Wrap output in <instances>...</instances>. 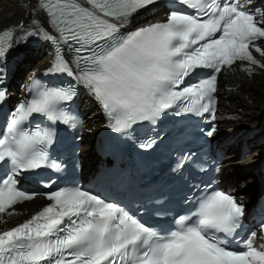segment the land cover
I'll use <instances>...</instances> for the list:
<instances>
[{"label": "snow or ice", "instance_id": "obj_1", "mask_svg": "<svg viewBox=\"0 0 264 264\" xmlns=\"http://www.w3.org/2000/svg\"><path fill=\"white\" fill-rule=\"evenodd\" d=\"M157 0H39L59 37L76 47L69 62L59 51L45 75H66L75 83L48 86L30 78V99L19 103L0 133V162L11 175L0 178V220L14 206L35 198L18 187L21 172L58 170L51 162V126H32L36 117L71 124L66 104L82 85L103 109L109 128L126 133L138 123L176 114L208 113L215 119L217 78L238 62L249 74L264 63V7L253 0H178L187 10L123 33L140 11ZM48 40L55 37L41 28ZM12 30H0V58L12 47ZM71 46V45H70ZM74 65V67H73ZM198 70L203 78L186 84ZM5 71L0 67V85ZM7 89L0 87V104ZM214 126L207 131L211 137ZM152 141L143 145L152 146ZM182 166V164L180 165ZM211 189V190H209ZM50 201L25 222L0 231V264H264V220L237 241L245 209L231 191L208 185L186 215L161 233L129 210L80 187L44 194Z\"/></svg>", "mask_w": 264, "mask_h": 264}, {"label": "bare ground", "instance_id": "obj_2", "mask_svg": "<svg viewBox=\"0 0 264 264\" xmlns=\"http://www.w3.org/2000/svg\"><path fill=\"white\" fill-rule=\"evenodd\" d=\"M138 14L132 18L137 22H139ZM161 14V11L157 14L145 13L143 17L151 16L145 23L154 21L155 15L160 17ZM5 28H11L15 31L13 62L9 78L12 90L9 85V97L12 100H17V98L21 99L19 95L26 93L29 79L45 69L52 60L53 51L48 45V39L39 31L41 28L47 30L52 29V27L37 0H0V30ZM227 79L239 83L240 87L236 91L228 93L230 103L224 106V112L234 114L250 125L257 124L264 115V72L252 79L246 78L241 73L229 75ZM79 103L83 112L92 116L84 129L83 153L87 167L88 162L93 159L91 144L94 141V135L99 136L106 126V121L98 103L87 91L80 96ZM234 127L233 124L229 125L227 130L232 131ZM260 150L261 147L256 146L249 157L242 162V165H248V162H259L260 156L257 154ZM229 158L226 167L240 163L238 159H235L234 154H231ZM241 175V171H236L233 172L232 176L240 181ZM245 179L249 183L251 182V178L246 177L243 180ZM248 182L242 180L238 182V188L243 190L242 194L246 195V198H249V195L244 193L245 185L243 184ZM41 206V198L18 206L15 208L16 214L3 216V219L0 220V229L23 221L38 211Z\"/></svg>", "mask_w": 264, "mask_h": 264}, {"label": "rangeland", "instance_id": "obj_3", "mask_svg": "<svg viewBox=\"0 0 264 264\" xmlns=\"http://www.w3.org/2000/svg\"><path fill=\"white\" fill-rule=\"evenodd\" d=\"M10 86H11V84H10ZM11 90H12V86H11ZM18 99V98H17ZM236 168V169H235ZM235 168H233V170H232V172L234 171V172H236V171H241L239 168H237V167H235ZM247 176H242V177H240V181L242 180V181H244V182H248V180L247 179H245V180H243L244 178H246ZM239 181V182H240ZM249 183V182H248ZM249 191H250V189H248L247 187H245V189H244V193H247L248 195H250V193H249Z\"/></svg>", "mask_w": 264, "mask_h": 264}]
</instances>
